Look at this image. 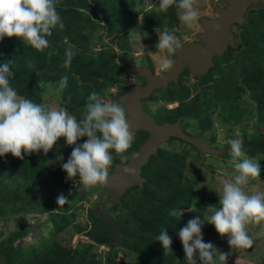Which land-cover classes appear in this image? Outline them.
<instances>
[{
	"label": "trees",
	"instance_id": "trees-1",
	"mask_svg": "<svg viewBox=\"0 0 264 264\" xmlns=\"http://www.w3.org/2000/svg\"><path fill=\"white\" fill-rule=\"evenodd\" d=\"M142 2L143 8L147 10L144 0ZM152 2L153 0L149 1L151 4ZM158 6L159 2L156 10L144 15V26L161 30L165 23L175 24L178 21L175 6L170 7L167 12L159 11ZM138 7V0H58L57 12L62 17L64 27L53 29L52 35L47 38L49 49L38 52L16 38H4L0 41V64L11 61L10 69L14 73L10 78V86L19 96L41 105H44V94L52 87L57 88L61 97L60 106L79 121L93 91L104 98V93L117 85L120 76L126 74V68L134 67V62L129 57L127 36L128 30L138 20ZM245 18L243 25H235L240 32H234V47L229 46L223 56L215 57L214 66L208 73L195 78L199 79L203 92H211L213 99L222 103L223 100H228V105L223 104L226 112L221 115L225 123L241 121L240 105L247 103L244 97H249L254 102L255 110L244 111L245 117L254 122V126L245 127L242 147L250 158L256 159L264 157V130L261 131L264 127V7H250ZM95 21H102L107 29L101 39L107 37L110 40L108 44L102 43L98 51H92L91 36L86 34ZM153 29L148 32L156 33ZM68 50L74 55L70 67H65ZM49 51L52 52L51 58L48 56ZM187 75H190L188 70L178 83L153 94L154 100L161 97L167 102L182 103L177 109L165 110L170 116L160 122L174 123L179 119L200 118L202 130H208L212 126V120L211 115L207 116L206 113L211 110L214 100L207 98L204 93L189 101L190 89L183 82ZM64 76H67L66 85L61 82ZM248 127L254 129L251 136L246 134ZM134 134L136 136L129 153H137L149 137V133L145 131ZM86 139L81 138L77 145H82ZM183 144L196 152L198 164L203 165L200 153L192 145L185 142ZM211 144L215 145V142ZM74 147L68 146L65 139L61 138L47 155H41V151L24 155L23 160L16 159L11 154L0 157V168L4 170L10 166L28 173L34 179L47 180L43 190L37 196H32L31 192L25 202L21 197V189L12 186L13 197L7 201V205L1 203L0 220L9 221L14 218V224L19 225L24 222L23 217L47 213L50 214L48 221L53 223V237L65 233L75 222L76 211L73 209L84 198V191L87 193L98 189L85 190L78 177L72 180L67 177L62 166L54 171L48 170L46 163L50 158L57 156L62 163H66ZM183 151L177 154L159 149L151 157L141 174L145 180L144 187L129 189L119 203L109 209L108 215L112 223L107 222L101 212V205L109 199L110 194L106 192L107 198L95 203L90 212V228H76V232L91 241L90 245L78 243L66 246L63 240L56 238L52 239L51 245L45 242L19 253L13 238L21 240L26 232H20L0 243V264H100L89 254L95 244L109 247L114 261L117 260L119 251H122L134 264H187L177 234L187 225L188 220L183 221L169 215L173 209H190L197 199L194 187L184 176L191 152L186 149ZM113 155L114 160L110 166L112 171L117 165L129 162L122 163L119 156ZM2 176L1 174L0 182ZM61 194L68 202L58 206L57 198ZM24 204L31 206L24 209ZM209 204L218 207L219 200L210 201ZM161 229H167L172 237V253H164L162 245L156 240ZM197 261L200 264L198 253Z\"/></svg>",
	"mask_w": 264,
	"mask_h": 264
},
{
	"label": "clouds",
	"instance_id": "clouds-1",
	"mask_svg": "<svg viewBox=\"0 0 264 264\" xmlns=\"http://www.w3.org/2000/svg\"><path fill=\"white\" fill-rule=\"evenodd\" d=\"M196 3L197 0H160L158 10L167 12L170 7L175 6L179 10L181 22L186 29L192 30L200 23ZM57 4L58 0H0V41L4 38H16L38 52L49 49L47 38L52 35L53 29L64 27L62 17L57 12ZM144 6L155 7L149 0H144ZM155 31L160 30L157 28ZM156 48L161 53L158 73L161 76L170 74L174 70L173 61L182 48L181 44L164 28ZM51 55L52 52L49 51V58ZM73 55L71 50L66 52L65 67H70ZM10 65L11 61L0 64V157L11 154L14 158L23 160L24 155L41 151L47 155L63 138L68 146H75L68 161L62 163L67 177L71 180L78 177L85 190L106 187L109 167L114 160L113 153L119 156L122 163H127L130 157L134 158L136 155L129 153L133 131L128 123L130 114L124 111L125 104L106 101L101 94L93 91L88 97L89 103L85 106L83 117L77 121L65 108H49L19 96L10 86V78L14 75ZM61 82L66 85L67 76L62 77ZM84 137L87 138L86 141L77 145ZM169 142L167 143L170 144ZM228 144L232 157L230 164L237 174L234 181L223 182L216 192L219 205L209 206L204 220L214 226L221 238L227 237L231 249L243 253L252 248L254 243L248 234V226L264 222V192L249 194L245 191L252 181L260 179L261 167L257 160L245 153L241 140L231 139ZM162 146L159 149H163ZM208 156L212 155H206L205 159ZM124 170L130 175L135 174V169L130 166ZM67 202L68 199L63 194L57 198L58 206ZM192 208L191 212L197 211L195 204ZM183 212L173 209L169 215L180 219ZM177 235L187 264H198L197 253L200 264H226L227 254L219 252L212 243L204 242L199 217L189 220ZM156 240L162 245L164 253H172L173 241L167 229H161Z\"/></svg>",
	"mask_w": 264,
	"mask_h": 264
},
{
	"label": "rangeland",
	"instance_id": "rangeland-1",
	"mask_svg": "<svg viewBox=\"0 0 264 264\" xmlns=\"http://www.w3.org/2000/svg\"><path fill=\"white\" fill-rule=\"evenodd\" d=\"M150 1V0H149ZM160 0H153L152 4L155 7L148 8L145 10L143 8L142 0H138L139 7V16L137 22L128 30V43L130 45L129 57L134 62V67L126 68V74L120 76V82L114 87L110 88L104 93V100L109 102H120V96H123L124 91L129 87L136 85L138 81V76L135 74V69H154L158 73V60L161 55L156 48V45L159 42V35L164 28H167L169 33L174 35L181 46L186 43H196L199 42V36L203 33V26L201 20L203 18L216 19L219 17L218 11L223 9L227 5V0H197L196 7L200 15V23L195 29L188 30L185 25L179 19V10L176 9L178 21L174 24L165 23L163 29L159 32H148L153 28H148L143 25L144 15L152 10L157 9V5ZM262 7H264V0H262ZM91 27V26H90ZM145 29V30H144ZM91 30V31H89ZM155 31V29H153ZM235 33H239L240 30L237 27L233 28ZM107 33V29L104 26L103 22L95 21L91 29H87L86 34L91 36V46L92 51H98L102 43H110L109 38L101 36ZM183 76V75H182ZM180 77V79L182 78ZM184 86L190 89L189 101H192L196 98L198 94L207 95V98H212L211 92H203V89L199 85V79H196L193 75H187L183 78ZM52 87V86H51ZM60 92L57 91V88H50L44 94V106L49 108H61L60 106ZM153 96V97H152ZM148 99H144L146 102V111L147 113L154 117V119L162 121L168 116L165 113V110H174L181 106L180 102H167L161 99L154 100V95ZM246 104L240 105V115L241 121L237 122H224L222 116L226 112V107L223 104L228 105V100L218 101L216 98L212 100V108L209 113H206L207 116L211 115L210 119L212 120V126L208 130H202L200 118L191 119L186 118L182 121L183 128L186 132L190 133L194 137H200L202 141L209 143L215 142V145H212L217 150H224L225 153L223 157L217 156H208L203 165L198 164V157L194 150H190L186 144L180 141H171L170 144H164L163 150L173 153H183V149L189 150L191 153L186 162V168L184 170V176L191 183V186L194 187V194L197 199H195L193 205L197 211L191 212L193 208L191 207L188 210H183V215L180 217L183 221H189L193 218L199 217L202 222V236L205 243H212L215 248L222 253L227 254L228 258L226 264H264V222L260 224H253L248 226V234L254 241L252 248L245 250V252H240L236 249H231L228 244L227 237L221 238L213 225L209 224L204 220V215L209 206L210 201L219 200L217 191L220 190L222 184L226 180L234 181V177L237 174L230 164L232 159L230 155V145L228 141L231 139H239L244 144V134L245 127L248 125L254 126V122H250L247 117H245V110L253 111L255 110V104L249 97H244ZM200 101V100H199ZM121 103V102H120ZM210 103V101H209ZM205 116V114H204ZM264 128V127H263ZM261 128V131L264 129ZM246 132L247 136L254 134V129L248 127ZM134 141V136H133ZM41 155L44 153L41 152ZM40 155V156H41ZM260 163L261 167V177L257 181H252L250 185L245 189L249 194L264 192V157L256 158ZM47 168L48 170L54 171L55 169L62 166V161L57 156H53L48 160ZM112 167H109V174H111ZM0 206L4 202L7 205V201L10 200L13 196L12 186L21 189V197L24 202L27 200V197L32 192V196H37L38 192L43 190L44 185L47 184L46 181L34 179L28 173H23L20 170L7 166L0 168ZM85 195L81 202L74 207L73 210L76 212L75 222L71 224L70 228L63 233L62 235L53 237V223L48 221L49 215L47 213L33 214L30 216L23 217L24 222L21 224H14V218L8 220H0V243L6 242L8 239H11L16 233H25L26 235L20 239L13 238L16 251L23 253L29 251L34 246H39L42 243H47L48 245L52 244V239L58 238L63 240L65 245H75V244H84L90 245V240L83 237V234L76 232L77 227H87V230L90 228V212L95 203L100 202L107 198L106 190L103 188H98L94 191H84ZM6 201V202H5ZM38 205V203H36ZM192 205V206H193ZM3 206V205H2ZM31 205H25L24 209H28ZM7 207V206H5ZM21 207V206H20ZM22 208V207H21ZM9 210V206H8ZM211 215V213H208ZM116 214H114V217ZM78 233V234H77ZM2 245V244H1ZM0 245V252H1ZM97 262L100 264H105L106 261H109L108 264H134L122 251H119L117 260L112 261V250L107 246H97L96 244L89 250ZM1 255V253H0Z\"/></svg>",
	"mask_w": 264,
	"mask_h": 264
},
{
	"label": "water",
	"instance_id": "water-1",
	"mask_svg": "<svg viewBox=\"0 0 264 264\" xmlns=\"http://www.w3.org/2000/svg\"><path fill=\"white\" fill-rule=\"evenodd\" d=\"M250 7H262V0H227L225 8L218 11L216 19L203 18L201 24L203 33L199 36V42L186 43L176 53L174 70L170 74L154 75L149 69H135L139 78H144L145 86H133L124 91L120 96V102L125 104L124 111L130 114L128 123L133 132L145 131L149 133V139L141 149L130 157L125 165H117L109 174L105 189L109 199L101 205L102 217L112 223L108 213L109 209L119 203L121 197L131 188L144 187V178L141 176L143 167L152 156L158 153L159 148L169 142L171 138L182 140L196 148L201 157V163L206 155L222 157L224 150H217L209 143L202 141L200 137H192L186 134L180 127L181 120L175 123L158 125L143 108L142 100L150 98L158 90H167L172 83L179 82L180 76L186 69L195 77H201L214 66V58L223 56L228 47H234L235 35L233 27L245 23V14ZM135 169V174L125 172L126 167ZM100 188V187H96ZM113 261V260H112Z\"/></svg>",
	"mask_w": 264,
	"mask_h": 264
},
{
	"label": "flooded vegetation",
	"instance_id": "flooded-vegetation-1",
	"mask_svg": "<svg viewBox=\"0 0 264 264\" xmlns=\"http://www.w3.org/2000/svg\"><path fill=\"white\" fill-rule=\"evenodd\" d=\"M149 70H151V71L153 72L154 75H158V74L155 72L154 69H149ZM186 70L189 71V69H186ZM186 70H185V71H186ZM185 71H184V72H185ZM184 72H183V73H184ZM182 75H183V74H182ZM182 75H181V76H182ZM138 78H139V77H138ZM138 81H139V82H138L136 85H138V86H145V85H146V81H145L144 78H139ZM171 85H172V84H171ZM171 85H170V86H171ZM145 102H146L145 100H142L144 111L147 113V111H146V105H145L146 103H145ZM152 118L154 119V117H152ZM154 120H155V122H157L159 125H162V124H164V123H171V122H168V121L160 122V121H158V120H156V119H154ZM181 127H184L183 124H182V122H181ZM185 132H186V131H185ZM133 136H134V138H135V136H136V135L134 134V132H133ZM149 136H150V135H149ZM148 139H149V137H148ZM148 139H147V140H148ZM171 141H175L174 138H172V139L170 140L169 143H171Z\"/></svg>",
	"mask_w": 264,
	"mask_h": 264
}]
</instances>
